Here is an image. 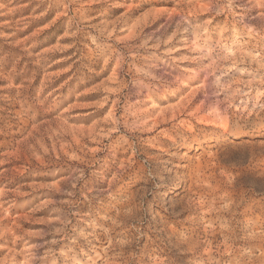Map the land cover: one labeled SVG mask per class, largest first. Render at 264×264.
<instances>
[{"label": "rangeland", "instance_id": "1", "mask_svg": "<svg viewBox=\"0 0 264 264\" xmlns=\"http://www.w3.org/2000/svg\"><path fill=\"white\" fill-rule=\"evenodd\" d=\"M0 264H264V0H0Z\"/></svg>", "mask_w": 264, "mask_h": 264}, {"label": "bare ground", "instance_id": "2", "mask_svg": "<svg viewBox=\"0 0 264 264\" xmlns=\"http://www.w3.org/2000/svg\"><path fill=\"white\" fill-rule=\"evenodd\" d=\"M206 82H207V81H206ZM162 112H163V111H162ZM161 115H162V114H161ZM161 115H160V116H161ZM163 118H164V117H163ZM155 121H156V120H155ZM211 123H212V122H211ZM154 125H155V124H154Z\"/></svg>", "mask_w": 264, "mask_h": 264}]
</instances>
